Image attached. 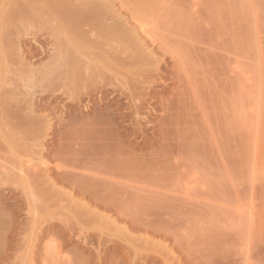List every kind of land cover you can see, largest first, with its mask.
Segmentation results:
<instances>
[{"label": "rangeland", "instance_id": "374dc122", "mask_svg": "<svg viewBox=\"0 0 264 264\" xmlns=\"http://www.w3.org/2000/svg\"><path fill=\"white\" fill-rule=\"evenodd\" d=\"M135 1L124 0L123 8H120L119 11L125 13L126 16H129L130 11H132L135 17L144 23V26L147 25L148 28L145 27L156 39L152 44L147 41V45L157 53L158 58H165L168 64L159 73V77H161L157 80V83L150 84L152 88L150 87L145 102L137 103L136 101L138 106L142 104L138 107L142 111H140V115L136 116L137 118L139 116V120H134L132 103L135 101L131 98L140 93V91L135 92L140 90V84L139 87L137 86L139 89L136 87L133 91H127V88L136 84L135 82L139 83L136 79L137 72L127 78L130 83L133 81L132 79H136L134 84L132 82V85L129 86L130 83L128 82L129 85L126 90L121 89L125 93L121 94L124 97L119 92H115L114 97V99H119L120 109L122 110L120 121L123 122L121 127L125 129V133L120 138L121 145L124 146H122V149L125 150V156L128 155L125 158L128 159L127 157L130 156L131 161L136 160L132 162H135V164L130 165L128 159L129 161L127 160L126 163L129 165H126L129 167L125 165V170L121 171L119 175L121 182L124 183V186L121 185L120 197L122 200H119V203H121V208L125 213L123 214L124 217L125 215L128 217V219L125 217L126 220H124L122 216V220H120L122 224L126 223V231L131 236L144 237L147 233L151 240L156 241L157 239L158 247L159 244H162L161 248L157 249L154 247L155 244L152 245L153 247L150 246L153 252L150 247H147V250L156 257L146 253L147 251H144L146 249L141 246L142 253L136 250L135 252L138 254L135 253L134 256L137 259L133 262L136 261L135 264H140L143 260L144 264H167L159 259L161 253L158 252V249H162V246H168L165 248L166 251L168 249H171V252L173 251V253H169V256L176 254L175 256L176 258L179 257L178 262L180 261L181 264H250L253 261L254 263L251 264H264V230L262 229L264 228V224H262L264 219L260 217L262 220L259 218V223L255 220L257 221L256 224L253 223L248 226L247 224L250 223L245 220L248 218L246 215L247 207L244 208L245 211L241 210L244 204L248 205V203L253 202L252 199H250V202L249 199L247 200V195L253 199L256 195L254 200L257 204L253 202L254 206H258L264 201V188H262L264 186H262L264 184V0H154V2L152 0V3L144 2V5L138 2L140 6L142 5L141 7H138L137 1L136 3ZM150 3L152 4L151 7H149ZM53 23L28 24L25 31L29 35L39 36V38L46 37L49 40L50 37L56 35L54 34L56 33L55 29L51 28ZM26 46L29 47V42H26ZM38 46L31 50L39 49ZM32 60L37 63L35 59ZM13 64L0 59V78L5 79L7 75L8 82L13 83L15 81L18 74L15 75L14 73H18L19 67L16 68V65ZM20 72L22 74V71ZM245 76H249L248 81L244 79ZM139 77L137 78L144 79V73L140 72ZM127 79L124 80V84L125 81H128ZM14 83L15 86L16 82ZM245 87H249L250 89H247L248 93H251V91L252 93L248 94ZM18 88H21L20 85ZM129 95L130 98L127 97ZM247 95L251 96L248 97ZM243 103H245V106ZM142 106L143 108H141ZM253 114H255L254 118L252 117ZM144 116L146 118L141 120V117ZM249 116L250 120L247 118ZM76 117H81V114ZM63 118L64 124L70 122L73 119V111ZM136 123H139V125ZM137 126L141 130L139 133L143 132L145 136L142 133L139 135L138 132L135 133L134 137L130 136V131ZM58 127L59 130L63 128L62 125ZM57 139L53 142L55 148L49 151L46 156L52 163L60 159L65 164V161L61 159L65 156L59 155L56 150V145L58 146L60 141ZM24 150H19L21 158L23 160L30 159L27 150ZM7 152L8 150L4 147H0L1 155L6 156L9 153ZM66 155L69 159L73 158V151L67 152ZM251 184L255 188H253L254 192L252 191L254 194L251 192L254 197L249 196L250 192L248 193L249 189L252 190L250 188ZM31 185L29 191L35 200H33V203L35 202L34 205H36L33 208L36 207L37 209L34 210L35 212H31L36 213L37 211L35 215L33 214L36 218L28 212L25 200L23 201L20 197H17L18 199L12 201V203L18 205L15 209L17 210L15 213L17 218L11 230L13 232L7 236L9 244L5 246L6 248L0 249V264H82L86 262L85 260H87V264H97L98 262L96 263L97 260L95 261L93 256L96 254V250L93 249L95 247L99 249L98 253H100L102 259L100 261L103 264H110L113 259V262L117 259L116 262L120 260L123 264L130 262L127 259L131 258L134 251L131 253L132 246H127V244H130L128 240L131 241L133 237L128 236V232H124V234H122L123 232L120 234L116 232V234L114 231L113 238H110V234H108L109 237L105 233H103L105 236L98 235L96 230L105 229V226H109V224H105L106 219H102L105 224L103 226V222L98 217L102 224L98 223L103 227L96 230V227H89V224L95 221L97 216L91 217V219H96L91 220L88 225H84L82 221L85 217L77 219L78 216L75 215L76 220H73L74 213L71 214L70 209L67 208L70 198L65 193L62 194L66 189L64 186L57 184L60 187H53L56 190L54 192L51 188L53 193V196H51L59 202L56 205L54 204L56 201L51 198V206L52 204L59 206V209L57 207L51 209L54 206L51 208L48 206L49 198L48 200H46V197L44 198L46 194L43 186L45 187V185L40 183H34V186ZM251 187L253 186L251 185ZM260 187V190L263 191L262 195L259 194L261 192L258 190ZM48 188L47 190H49ZM63 188L65 189L63 190ZM98 188L99 185L96 189L98 190ZM57 189L62 192H57ZM102 189L98 192L103 194L104 191L108 190L107 188L104 191ZM110 191L109 189L108 195H110ZM47 192L49 193V191ZM258 194L260 197L262 196L261 199H256ZM74 195L76 198L79 193H74ZM106 195L107 193H105ZM53 201L54 203H52ZM246 201L247 203H245ZM258 202L261 203L258 204ZM46 203L48 204L46 205ZM70 205L72 206V204ZM251 205L253 204L251 203ZM44 206L47 207L44 208ZM236 207L242 208L237 209ZM50 210L54 211L53 217L59 218L58 221L53 219L55 223L57 222L53 226L54 228L50 232L46 231L39 234L40 236L35 237L37 239H34L29 232L31 235L28 234L30 237L27 236L34 247L27 246L30 244H28V238L25 234L29 231L28 227L42 226L43 223H40L41 221L44 222L45 217H49L47 212H50ZM236 210L242 212L237 211V215ZM53 214L51 213V215ZM117 214L116 211H111L106 215L109 218L111 217L110 219H116ZM262 214L264 216L263 212ZM31 218L35 220H31ZM255 218L258 217L255 216ZM136 219L139 221V226L136 225L138 222H134ZM116 220L118 221V219ZM239 220L243 222V225L241 222L240 225ZM97 221L92 223L97 224ZM127 221L137 227L129 226ZM31 222L34 223V227L30 226ZM59 222H62V224H58ZM140 223H145V227L148 224L150 227L148 226L146 229L141 225L140 228ZM61 225L62 227L67 226L72 232L70 234L60 233L61 231L57 233L60 229L63 230ZM252 225L253 227L255 225V230L258 229V233L255 231L257 233L255 236L258 237H255L254 234L249 235L254 229L250 227ZM257 225L263 226H261V234ZM151 227L160 230L153 229L154 232L152 233L153 230L150 231ZM74 228H82L79 230L84 231L83 236L87 237L88 240L84 237V240L88 241L87 244H91L92 241L90 246H86L92 247L94 245L92 249L80 245L83 238H79L83 236L80 233V237L76 236L78 230L75 229L76 234L74 233V235L76 237H73ZM132 228L136 230L133 231ZM20 230L22 232L18 233ZM91 230H94L95 233ZM262 234L263 236L260 237ZM31 237L36 242L32 241ZM98 238L100 239L99 242L109 239L105 243L107 247L102 245L103 242L100 245L101 248L97 246ZM176 238L179 239V242H182L178 243ZM110 239L112 244L114 242L113 245H110ZM114 245L116 246L114 247ZM255 245L257 247L254 249ZM261 246L263 249H261ZM127 247L130 248V251ZM246 247L248 249L251 247L250 253L245 254V251L248 250ZM125 248L127 249L125 250ZM29 249L31 253H28ZM100 249L102 250L100 251ZM166 251L165 253L162 252L165 256L167 255ZM29 254L32 255L34 261L32 258L31 260L28 259ZM79 255L83 258L81 259ZM175 256L171 257V260ZM243 257L251 258L250 260L247 258L249 261L244 260L243 262V259H245ZM77 258L83 262L81 263L80 260L77 262ZM90 258L94 260L90 261ZM133 258L135 259V257ZM104 259L105 261H103ZM116 262L113 264H117Z\"/></svg>", "mask_w": 264, "mask_h": 264}, {"label": "bare ground", "instance_id": "6f19581e", "mask_svg": "<svg viewBox=\"0 0 264 264\" xmlns=\"http://www.w3.org/2000/svg\"><path fill=\"white\" fill-rule=\"evenodd\" d=\"M136 1L135 3L139 7L140 6L139 3L144 5V2H151L152 0H136ZM116 2L118 5L116 4ZM151 3L149 4L150 5L149 7H151L152 5ZM123 4H124V0H0V59H2L4 62L14 63L16 65V68L19 67L18 73H14L15 75L18 74L16 78L17 80L15 79L13 83L8 82L9 80L7 79L6 74H5L6 75L5 79H2V77L0 78V147H4V149L8 150L9 152V153L7 152L9 154V156H7L8 154L6 155L7 157L0 154V249L1 248L3 249V247L6 248L5 246L9 244L8 243L9 239L7 238V236L13 232L11 230L12 227L15 225L14 224L15 219L17 218V216L15 215L17 210L15 209H17L18 205L16 203L15 204L12 203V201L17 197H20L23 201L25 200L26 206L29 210L27 211L30 214L36 209V207L33 208V206L36 205H34L35 202L33 203L34 200L33 196L29 191V188H31L32 186L31 184H33L34 186V183L44 184L46 187L45 188L42 185L43 188L45 189L44 193L49 196L53 194L52 192L56 191L54 190L55 188L53 189V187H56L57 184H61L66 189L69 186L68 189L70 190L68 191V189L66 190L65 188H63V190L64 189L65 190L62 194L65 193V195L69 196L70 202L69 204L67 203L69 205V206L67 205L68 206L67 208L68 210L70 209L69 212L71 214L74 213L73 216L77 215L78 216L77 219H79V217L80 218L85 217V219H82L84 225L86 224L88 225L89 222L94 219V218L91 219V217L94 216H97V219L96 218H95L96 220L94 219L95 221H97L99 218L101 219V220L99 219L100 221H102V219H106L105 224H109V226H105L106 228L104 229L102 228L105 225L103 221H102L103 226L101 225L102 223L99 220L97 221V224H95L96 223L95 221H92L95 223L90 222L91 224H89L90 225L89 227L91 226L96 227L95 230L102 228L100 230H96L98 231V235L102 234L105 236V234L107 235L110 234L112 236L114 234V231L115 233L119 232L118 234L122 232H123L122 234H124V232H128L126 231V227H127L125 226L126 223L122 224L121 221L122 216L124 220H126V218L128 219V217H126V215H125L126 218L124 217L123 214L125 213H123V210L120 205L121 203H119L122 200L120 197L121 196L120 189L122 188V186H124V183H122L123 181L121 182V178L119 175L121 174V171L125 170L126 168L125 165L127 164L126 162L130 160V165H132L135 164V162L134 163L132 162L136 160L131 161V158L129 159L130 156L127 157L129 160L126 159L125 157L128 155L125 156V150L122 149L124 146L121 145L122 141L120 136L124 135L125 129H122L123 127H121L123 123L122 121H120V119H122V115H121L122 110L120 109L121 106L119 103V99H114L115 92H119L120 95L125 94L123 93V91H121V89L126 90V88L128 87L130 80L127 78H129V75L135 74L137 72L136 73L138 74L137 77H139L140 72L144 73V77H143L144 79L142 78L139 79L140 77L139 78L136 77L139 83L135 82L136 79H132L133 84L135 82L137 85L136 84L132 85L131 82L129 86L131 85L132 86L129 87L130 89L127 88V91L130 90L133 91L140 84L139 85L140 87L138 86L140 90H137L135 92L140 91V93H138L137 96L140 95L141 97L138 96L137 98V96L134 95L133 98H131L133 101H135L132 103L134 107L133 110L134 111L133 117L135 118L134 120L137 119L139 120V116L138 118L136 116L140 113V111H142L141 109H138V107L141 106L142 104L141 105L139 104L138 106L137 103L145 102L144 101L145 97L148 95V91L152 88L150 84H153L155 82L157 83V80L161 77V76L159 77V73L163 71L164 69L163 67H167L168 63L165 60V58H158L157 53H155L154 50H152L147 45V41L150 44L156 41V39L152 36V34L149 33L147 29L148 28L147 25H145L147 27L146 28L144 26V23L142 21L141 23L140 20L135 17V14L132 13V11H130L131 14L129 16H126L125 13L119 11L120 8H123ZM40 22H47V23L50 22V24L54 22L55 25L53 23L51 28L55 29L56 33L54 34L56 35L53 36L51 35L52 36L50 37L51 39L47 40L46 37L39 38V36L29 35V33L25 31L26 25L36 24ZM26 42H29V47L26 46ZM35 46H38L39 49L31 50L35 48ZM32 59H35L37 63L33 62L34 60ZM20 71H22V74ZM235 71L237 72V69ZM245 77L244 79L248 81L249 76L247 77L248 79ZM126 79L128 81H125L126 83L124 84V80ZM14 82H16L15 86L13 85L15 84ZM19 85L21 88H18ZM138 87L137 89H139ZM248 88L245 87L246 90ZM130 95L127 97L130 98ZM243 105L245 106V103H243ZM124 108L126 109V107ZM141 108H143V106ZM144 109L146 110V108ZM71 111H73V119L70 120V122L66 121L68 123L64 124L63 117L66 114H69ZM78 114H81V117L77 118L76 116ZM254 115L255 114H253L252 116L253 118ZM145 118L146 116H144L143 118L141 117V120L142 119L144 120ZM247 118H249L250 120V116ZM60 125H62L63 128L62 129L60 128L59 130L58 126ZM137 125H139V123ZM140 127L139 126H137L136 128L134 127L130 131L131 132L130 136L132 135L134 137L136 132L139 133V131H141ZM141 128L143 129V127ZM141 133L143 134V132ZM141 133H139V135ZM57 137L60 141L58 146L56 145V150L59 155L65 156V157H61V159L65 161V164L60 159L58 161L55 160V162L52 163L51 160L46 156L49 151L55 148L53 142L57 139ZM17 147L19 148L21 147V149L18 148L19 150L26 149L27 151L26 150L24 151H26L30 155V159L23 160L21 158L22 156L20 155ZM69 151H73V158L71 159L66 157L67 156L66 153ZM252 154L254 155L255 153ZM98 185L99 188L101 187L100 189L98 188L99 191L102 188L104 189L107 188L108 189L106 190L107 192L104 191V189H102L104 191L103 194L101 192L99 193L98 190L96 189ZM251 185L253 187H251ZM251 185L250 188H252V190L249 189L248 191V193L250 192L249 196L250 195L253 196L254 194L253 193L254 185L253 184ZM263 185L264 184H262V186ZM47 187H49L48 188L49 190H47ZM57 187L60 186L58 185ZM262 188H264V186ZM59 189H57V192L59 191ZM109 189L111 190L109 193L110 195H108ZM260 189L261 187L258 189L259 191H261L259 194L262 195V192L264 190L262 191ZM46 190L49 191V193ZM258 190L256 191L258 192ZM251 192L253 194H251ZM74 193H79V196L75 198ZM105 193H107L106 196ZM46 195L44 196V198L46 197V200H48L49 198L48 203L50 204L49 205L48 203H46V205L48 204L50 208L54 206V204L56 205L59 204L58 200L56 201V199L52 197L53 195L51 197H48ZM258 195L256 199L258 198L261 199L262 196L260 197L259 195L258 197ZM254 196L256 197V195ZM51 198H53V200L56 201L55 203L54 201L52 202L54 203L52 204V206L50 203L52 201ZM250 199H252L254 203L256 202L253 198L248 197L247 195V200L249 202ZM117 200L119 203L118 206L120 207L116 206L118 204ZM258 201H262V200H258ZM253 202L248 203V205L241 204L244 206L243 209H241L242 207L239 208L236 207L237 209H241L243 211H245L244 208L247 207L246 215L248 218L245 220L249 221L250 224H247L248 226L253 223L256 224L257 221H258L257 223H259L258 219L260 217L264 219V216L262 214V212L264 213V201L262 203L258 202V204L261 203L258 206H254ZM114 203L116 204L114 205ZM245 203H247V201ZM251 203L253 205H251ZM70 204H72V206ZM56 205L51 209H54L55 207L57 208L59 207ZM46 207L44 206V208ZM107 211L109 213L111 211L112 212L116 211L119 214V216L117 214V218H116L118 219L119 222L116 219H110L111 218V217L109 218L110 214L109 216L106 215L108 214ZM237 211L239 213L242 212V211L240 212L239 210H236L235 212L237 213ZM105 212L107 213L105 214ZM36 213H32V215L33 214L35 215ZM47 213L49 217H45L44 222L41 221L40 224L43 223L42 226L41 225L35 226L34 223L31 222L32 224H30V226L33 227L35 226L34 227L35 230L32 227H28L29 231H27L28 228L26 229L28 233L25 234L26 237L28 238L27 239L28 244L30 243L27 246L31 248L34 247V244H32V242L29 241L30 240L29 235L32 234V237L34 239H37L35 237L36 236L38 237L39 234L43 232L45 233L46 231L50 232V230L54 228L53 226L57 223V222L55 223V221L59 220V218L53 217L54 216L53 210L52 211L50 210V212L48 211ZM51 213L53 215H51ZM34 215L32 217H35ZM255 216H257L258 218H255ZM86 217L90 219L88 220ZM73 218H74L73 220H76V216ZM33 219L34 218H31V220ZM51 219L52 220L57 219V220L55 221L53 220L54 221L53 222ZM80 220L78 221L80 222ZM98 222H100L101 224ZM127 222L129 223L130 221ZM134 222L136 223L138 222L136 225L139 224V221H137V219ZM240 222L243 225V222L241 220H239V223ZM141 223H140V228L141 225L142 227L143 226L145 227L144 225L145 223L144 224ZM58 224H62V222L61 223L59 222ZM94 224L97 226H95ZM98 224H100V226H98ZM130 225H133L132 226L133 228L135 227L134 224L129 223V226ZM148 226L149 225L147 224L145 228L147 229ZM257 226L260 230L259 233L261 232L262 229L264 230V228H262L263 227L262 225H257ZM250 227L254 228L253 232L257 231L258 233V229L255 230V225L254 227L253 225ZM62 228L63 230L60 229L57 233L61 231L60 233L70 234L72 232L71 229L68 228L67 226H64ZM75 229L76 228H74L73 230V237L75 236L74 233L76 234V232L78 233V235H76L77 237H80L79 233L81 234V236H83L84 231L79 230L82 228L76 229L79 232L76 231ZM151 229L152 227L150 228V231ZM153 229L154 230L156 229L158 231L160 230L159 228L157 229L156 227ZM134 230L136 229H133V231ZM154 230L152 231V233L154 232ZM91 231L93 232L94 230ZM248 231L249 229L247 230V233ZM20 232L22 231L20 230L18 233ZM253 232L249 235L254 234L255 236L257 234L256 232L255 233ZM110 235H108V237ZM146 235L147 233L144 235V237L135 236V235H132L133 236L132 237L130 233L128 234V236L132 237L131 240L132 242L129 241L130 240L129 239L128 242L130 244L129 245L127 244V246L128 247L132 246L131 249L133 248V250L131 251V253H133L134 251V254L132 256L135 257L134 259L131 256V258L133 259L129 260L131 258L129 257V259H127L129 255L128 254L126 258L128 261H130L127 262L128 264H135L134 262L136 261L133 262V260L137 259V257L134 256L136 253L135 251L137 250L139 251V253H142L141 246H143L144 249H146L144 250L145 252L147 251L146 253L152 254V256L154 255L153 253H150L147 250V247H150L154 244L157 246V242H156L157 239L156 241L151 240V237H148V235L147 236ZM249 235L246 237L248 238ZM111 236L110 238H113V236L112 237ZM262 236L263 234L260 237ZM32 237L31 240L35 241ZM84 237L86 240H88L85 235L83 237H80L79 239L83 238L82 241H80L82 242V244L80 245L81 246L83 245L84 248L88 247V249L89 248L92 249L94 245L92 247H89L92 244V241L91 244H87L88 241L86 242L84 240ZM99 238L97 240L98 243H96L97 246H100L103 242L100 241L101 242L100 243ZM106 240L107 239H105V241ZM178 240L179 239H177V241ZM105 241L103 242L104 244H102L103 246L106 245L105 243H107V241L106 242ZM111 242L112 241L110 239V243ZM180 242L178 241V243ZM110 243L108 242V244ZM113 244L111 243L110 245ZM161 245L159 244V247L158 246L157 247L154 246V247L156 249L161 248ZM115 246L116 245H114V247ZM105 247H107V245ZM114 247L112 246L113 249ZM167 247L168 246L166 247L162 246V249H158V252L160 251L159 253H161V254L158 253L160 255L159 259H161L163 262L167 264H181L180 261L178 262L179 257L177 256L178 258H176L175 256L176 254L175 255L173 254V256L175 257L173 260H171L173 256L172 254L171 256H169L170 255L169 253H173V251L171 252V249H168L169 251L168 250L166 251L165 248ZM247 247L246 249H248ZM255 247H257V245L254 246V249ZM127 248H125V250ZM250 248L247 251H245V254L249 252ZM93 249L94 251L96 250L95 251L96 254L94 253L96 255V258L95 255H93L95 261L97 260L96 263L98 262L99 264H103V262L100 261L102 259L100 258V253H98L99 251L98 247H95ZM129 249L130 248H128V251H130ZM164 249L167 254L166 256L164 254L165 253ZM194 249L196 250V247ZM261 249H263V247ZM101 250L102 249H100V251ZM145 252L144 254L146 255ZM28 253H31V250L28 251ZM28 256H30L28 257V259L31 260L32 255L29 254ZM79 256L81 258V255ZM153 257L156 256L154 255ZM247 258L243 259V262L244 260L249 261L251 257L249 258V260ZM78 260L80 259L77 258V262ZM92 260L90 258V261ZM85 261L86 262L80 260L81 263L83 262L87 264V260ZM103 261H105V259ZM119 261L116 263L123 264L122 261L120 262ZM141 261H140L141 263L140 262L139 263L144 264L143 260ZM112 262L110 264L115 263ZM251 263H254V261Z\"/></svg>", "mask_w": 264, "mask_h": 264}]
</instances>
